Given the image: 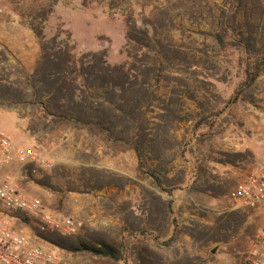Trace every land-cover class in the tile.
Segmentation results:
<instances>
[{"label":"rangeland","instance_id":"374dc122","mask_svg":"<svg viewBox=\"0 0 264 264\" xmlns=\"http://www.w3.org/2000/svg\"><path fill=\"white\" fill-rule=\"evenodd\" d=\"M15 14L50 37L33 71L0 46V133L49 161L20 188L76 230L14 229L62 264H250L261 225L231 193L264 158V0H0Z\"/></svg>","mask_w":264,"mask_h":264},{"label":"built area","instance_id":"2783aa9c","mask_svg":"<svg viewBox=\"0 0 264 264\" xmlns=\"http://www.w3.org/2000/svg\"><path fill=\"white\" fill-rule=\"evenodd\" d=\"M49 161L33 148L13 146L0 133V264H62L51 252L32 243L31 238L18 232L15 222L32 224L37 234L62 233L71 235L76 227L69 218H58L44 207L40 199L26 197L20 182L38 174ZM234 209L264 220V158L232 190ZM250 264H264V221Z\"/></svg>","mask_w":264,"mask_h":264},{"label":"crops","instance_id":"0c3cea01","mask_svg":"<svg viewBox=\"0 0 264 264\" xmlns=\"http://www.w3.org/2000/svg\"><path fill=\"white\" fill-rule=\"evenodd\" d=\"M45 32L44 30V34L36 35L28 24L20 21L16 14L13 16L0 15V46L7 49L28 71L36 69L41 40L46 36L50 37V35H45ZM248 217L252 219V222H258L261 225L259 230L261 233L263 218L258 215Z\"/></svg>","mask_w":264,"mask_h":264},{"label":"trees","instance_id":"16d2710c","mask_svg":"<svg viewBox=\"0 0 264 264\" xmlns=\"http://www.w3.org/2000/svg\"><path fill=\"white\" fill-rule=\"evenodd\" d=\"M225 19H226V22H224L223 23V20H222V24H221V29H224V31L226 30L227 31V27L229 26V24H230V21L232 20V18H230V17H224ZM216 40H217V42H218V44L221 46V47H224L225 46V37H224V35H223V33H219V34H217L216 35ZM101 55V62H102V64L106 67L107 65H106V61L105 60H102V58L104 57V55L103 54H100ZM96 55L95 54H91L90 55V57L91 58H93V57H95ZM107 70L110 72V73H112L113 72V70L112 69H110L108 66H107ZM259 73H260V67L259 66H257V67H255V69L251 72V71H248L247 72V75H246V79H247V83H246V86H250L254 81H255V79L258 77V75H259ZM32 83V82H31ZM36 96V95H35ZM235 100V99H234ZM136 151V156H137V159H138V169H139V171H142V172H144L145 174H147L150 178H152L155 182H156V184H157V186L161 189V190H163V191H165V192H167V193H171L170 192V190H165L163 187H162V185H161V181H160V179L153 173V172H150V171H147L146 169H145V166H144V164H143V162H142V160H141V153H140V151L138 150V149H136L135 150ZM169 209H170V212H172V208H171V206H169ZM108 250H109V248H108ZM90 251H94L95 253H97V254H105V255H108V256H111V254H112V250H109V251H106V252H103L102 250H90Z\"/></svg>","mask_w":264,"mask_h":264}]
</instances>
